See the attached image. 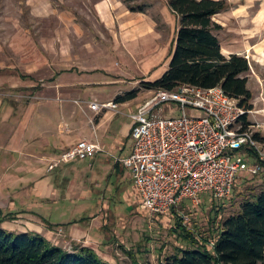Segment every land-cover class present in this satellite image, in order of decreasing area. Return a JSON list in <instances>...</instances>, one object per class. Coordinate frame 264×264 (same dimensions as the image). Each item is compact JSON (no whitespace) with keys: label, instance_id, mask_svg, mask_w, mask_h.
Wrapping results in <instances>:
<instances>
[{"label":"rangeland","instance_id":"rangeland-1","mask_svg":"<svg viewBox=\"0 0 264 264\" xmlns=\"http://www.w3.org/2000/svg\"><path fill=\"white\" fill-rule=\"evenodd\" d=\"M226 1L228 8L214 18L221 24L216 33L227 56L237 52L250 61L249 87L255 102L248 113L250 130L264 137V0ZM179 25L180 17L168 0H0V193L8 192L13 178L23 182L28 172L30 178H39L38 165H48L38 155L47 137L62 135L66 144L62 150H67L81 140L77 137L87 123L93 133V125L107 110H93L91 103L116 101L138 88L137 98L120 103L113 125L118 131L104 135L105 155L111 160L121 153L118 147L124 140L133 145V137L127 138L123 128L134 123L130 111L155 90L143 81H154L168 69ZM260 142L264 150V141ZM262 155L263 159L257 151L252 153V163L263 169L242 172L232 197L218 201L204 194L193 212L183 207L168 216L147 213L138 203L132 179L120 183L115 176L113 204L104 218L110 221L107 257L127 264L132 250L141 254L139 262L159 264L179 248L218 239L226 218L237 213L243 201L264 191V151ZM24 162L31 167L24 168ZM3 198V227L27 225L26 219L40 221L30 213L18 216L8 208V195ZM183 210L190 212V221L182 217ZM179 220L194 243L176 232Z\"/></svg>","mask_w":264,"mask_h":264},{"label":"built area","instance_id":"built-area-1","mask_svg":"<svg viewBox=\"0 0 264 264\" xmlns=\"http://www.w3.org/2000/svg\"><path fill=\"white\" fill-rule=\"evenodd\" d=\"M90 106L120 112L121 105L108 100ZM249 112L220 85L202 88L191 84L155 89L131 110L134 148L115 160L130 169L142 209L166 216L183 207L193 212L203 203L204 194L225 200L232 197L242 172L259 173L263 166L252 163L251 157L254 150L263 159L264 150L251 125L243 127ZM100 151H104L102 143L83 138L63 151L49 169L93 158ZM184 210L182 217L190 221V212ZM216 241H210L211 248Z\"/></svg>","mask_w":264,"mask_h":264},{"label":"trees","instance_id":"trees-1","mask_svg":"<svg viewBox=\"0 0 264 264\" xmlns=\"http://www.w3.org/2000/svg\"><path fill=\"white\" fill-rule=\"evenodd\" d=\"M180 17L178 34L168 69L160 78L147 82L148 89L174 90L180 84L202 88L222 86L246 110L255 107L253 91L249 87L250 61L244 55L224 54L223 45L216 33L221 24L215 15L228 8L226 0H168ZM133 10H137L135 7ZM138 88L116 98L123 103L137 98ZM251 125L244 116L243 127ZM256 138L264 141L259 133ZM253 152H256L253 150ZM182 218H180L181 220ZM182 240L194 243L192 234L181 224ZM210 243V242H209ZM209 243L179 248L159 264H264V191L257 198L242 202L237 213L230 214L223 222L220 236L211 249ZM131 262L143 264L132 250ZM0 264H116L105 260L96 249L74 242L71 249L53 244L41 233L8 230L0 223ZM146 264H152L147 262Z\"/></svg>","mask_w":264,"mask_h":264},{"label":"crops","instance_id":"crops-1","mask_svg":"<svg viewBox=\"0 0 264 264\" xmlns=\"http://www.w3.org/2000/svg\"><path fill=\"white\" fill-rule=\"evenodd\" d=\"M123 103L127 104V102ZM2 106L3 101L0 98V109ZM116 113L108 109L101 121L93 125L95 129L93 133L89 130L91 125L88 123V126L80 129L83 135L80 134L77 138L83 139L81 137L84 136L93 141L97 140L103 145L104 151L98 152L93 158L62 163L50 170L49 166L53 160L66 150H62L66 144L62 135L52 134L51 138L47 137L46 143L42 145L43 151L38 155L46 160L48 165H38L39 178H30L31 172H28V178H24L23 182H16L13 178L10 181L11 186L7 188L8 192H5L8 195L10 210H15L21 217L25 214H33L40 221L35 223L34 220L26 219L27 225L12 223L11 226H5L6 229L18 232L32 229L41 231L54 245L57 244L68 250L73 247L74 242L82 243L96 249L105 260L112 262L111 258L107 257L111 248L110 221L104 218L109 217V209L113 204L111 201V198L113 199L111 193H115L112 191L113 178L116 176L120 183L131 178L134 183L130 169L115 160L116 156L124 157L131 154L133 145H129L124 140L121 143L122 147H118L121 153L115 154L114 160H111V156L105 155L107 148L104 145V135L118 131L113 130ZM133 125L134 123L131 122L123 128L127 138L133 137ZM59 149L62 150L60 153ZM22 165L24 168L31 167L26 162ZM5 193H0L2 194L0 203L5 201L3 198ZM14 195L16 199H13ZM31 222L34 226L30 224Z\"/></svg>","mask_w":264,"mask_h":264}]
</instances>
